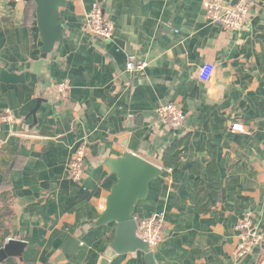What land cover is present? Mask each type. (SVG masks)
<instances>
[{"label":"crops","instance_id":"obj_1","mask_svg":"<svg viewBox=\"0 0 264 264\" xmlns=\"http://www.w3.org/2000/svg\"><path fill=\"white\" fill-rule=\"evenodd\" d=\"M204 1L66 0L64 35L38 76L35 9L0 0V190L13 195L7 240L25 243L21 257H11L15 264H98L115 230L114 223L90 226L115 182L100 157L125 151L161 167L133 212L163 214L153 264H264V0L231 31L206 20ZM93 3L113 25L109 38L88 29ZM129 56L145 67L126 70ZM207 63L213 73L202 81ZM62 81L65 96L56 88ZM169 101L185 113L178 128L156 115ZM235 122L244 131H232ZM181 137L178 165L164 167L163 151ZM201 142L216 153V190ZM81 144L86 169L76 181L69 163ZM197 180L208 212L197 209ZM245 214L262 239L237 257L236 226ZM70 238L78 244L67 252ZM108 264L149 263L136 250Z\"/></svg>","mask_w":264,"mask_h":264},{"label":"water","instance_id":"obj_2","mask_svg":"<svg viewBox=\"0 0 264 264\" xmlns=\"http://www.w3.org/2000/svg\"><path fill=\"white\" fill-rule=\"evenodd\" d=\"M22 1H31L35 6L36 27L41 46L40 58L34 63L33 73L39 76L42 65L47 63L48 55L64 35L60 8L65 7L66 0ZM100 161L114 174L115 182L105 198L104 207L90 226L114 223L115 230L113 239L99 258L98 264H108L117 254L136 250L145 254L147 263L153 264V252L148 243L136 236L133 212L135 205L147 197L149 183L161 174V167L129 151L120 155H110L106 152L100 157ZM77 244V240L70 238L66 244L67 252H72ZM24 247L23 241L8 239L0 248V262L11 257L20 258Z\"/></svg>","mask_w":264,"mask_h":264},{"label":"built area","instance_id":"obj_3","mask_svg":"<svg viewBox=\"0 0 264 264\" xmlns=\"http://www.w3.org/2000/svg\"><path fill=\"white\" fill-rule=\"evenodd\" d=\"M256 0H237L235 3L226 0H205L203 8L205 18L211 23L220 25L224 30H238L244 27L250 8ZM87 26L90 33L96 37L109 38L113 31L111 21L107 20L98 3H93L87 15ZM146 63L129 56L126 62V70L129 72L140 71ZM213 73V65L205 64L198 72L202 81H207ZM56 88L62 96L67 95L69 84L62 81L56 84ZM158 119L166 126L178 128L185 120V113L177 102L169 101L156 108ZM2 120H11L10 116L1 117ZM232 131H244L241 123H232ZM87 148L84 144L77 147L70 163L69 172L72 179L80 180L86 169ZM136 222V236L147 242L150 249L155 247L164 236V217L162 213H152L148 217L133 216ZM236 228L239 231V242L236 246L235 255L242 257L247 254L253 245L258 244L262 234L257 226L251 225L250 216L245 214Z\"/></svg>","mask_w":264,"mask_h":264},{"label":"trees","instance_id":"obj_4","mask_svg":"<svg viewBox=\"0 0 264 264\" xmlns=\"http://www.w3.org/2000/svg\"><path fill=\"white\" fill-rule=\"evenodd\" d=\"M27 13L34 11L35 6L34 3L29 1L27 2ZM183 138H178L173 143H171L168 147L165 148L162 154V165L164 167L174 168L178 165L181 159V151H178L181 148ZM199 148L206 150L210 153L211 159L209 164V174H211V184L217 189V166H216V153L208 142H201L199 144ZM181 150V149H180ZM178 151V152H177ZM196 185L198 186V195L199 200L197 203V209L200 212H208L211 210V206L208 203L202 204L203 201L206 200V195L203 192V183L200 180H197ZM13 203V195L10 190H0V248L4 245L7 238L10 235L9 226L14 217V212L12 209ZM0 264H15V261L12 258H7L0 262Z\"/></svg>","mask_w":264,"mask_h":264}]
</instances>
